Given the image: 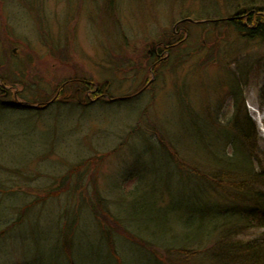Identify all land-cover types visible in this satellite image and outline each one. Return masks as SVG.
<instances>
[{
    "label": "rangeland",
    "instance_id": "1",
    "mask_svg": "<svg viewBox=\"0 0 264 264\" xmlns=\"http://www.w3.org/2000/svg\"><path fill=\"white\" fill-rule=\"evenodd\" d=\"M253 1L264 8V0ZM213 2L220 19L231 17L223 0ZM199 5L0 0V75L8 93L7 104L0 103V190L6 194L0 196V231L27 209L0 238V264H208L190 254L206 251L195 244L201 236L196 186L178 176L168 152L188 170L213 172L219 156L233 164L232 141H241L247 155L230 128L245 111L264 154V44L240 37L226 23L175 28L186 17L213 15L210 6ZM174 31L183 39L179 49L150 75L148 51ZM150 79L149 91L136 99L103 102L133 95ZM70 80L94 84L105 98L89 104L85 99L95 88L61 89ZM59 91L57 104L46 110L12 107L47 103ZM261 153L249 166L254 172ZM190 205L192 217L185 210ZM114 227L153 245L159 258ZM248 235L264 238V229ZM181 247L179 257L167 254Z\"/></svg>",
    "mask_w": 264,
    "mask_h": 264
},
{
    "label": "trees",
    "instance_id": "2",
    "mask_svg": "<svg viewBox=\"0 0 264 264\" xmlns=\"http://www.w3.org/2000/svg\"><path fill=\"white\" fill-rule=\"evenodd\" d=\"M213 1L214 0H200L199 7H202L201 9L205 6H210L212 8L216 5ZM223 1L226 4V8L231 10V14L229 15L231 17L226 21L225 19L219 18V13L215 8H212L213 15L210 17H196L193 20L206 21V24L214 25L226 23V27L229 25V27L233 28L240 37L247 40H259L264 44V8L261 7L258 2L253 0ZM182 40L176 38V35L174 34L171 38H168L167 41L162 40L159 45L156 44L157 46L155 45L152 47L148 51V55L154 57L155 47L157 49H155L156 53L160 55L163 54L164 50H167V52L171 54L175 49H179V44H181L180 42ZM165 47L167 49H165ZM0 72H3L1 61ZM4 86L5 83L3 77L0 75V90H2ZM68 86L69 88L82 87L75 82H72ZM87 89V87H84L82 92L86 93ZM0 94L1 97L2 91ZM61 102L67 103L68 101ZM43 106L44 105H41L39 107ZM43 109L44 108H38L36 110L37 112H40ZM203 125L208 132H211L209 126L207 127L204 123ZM231 125L232 127L230 128H233V130L236 131L235 133L238 134L247 148L246 155L244 154V151L241 152V148L239 147L242 142H237L236 140V145L235 142L232 141L233 153L231 160L234 161V163L231 165L227 163L224 156H219L215 159L216 170L213 172L207 173L194 168L188 170L177 161V158L174 155L176 152L174 150V152H168L169 157L173 161L172 163L175 165V169L178 170V176L180 178L190 177L191 181H194L193 186H196L197 193L193 192L196 212L199 213L196 230H198L201 236L199 242L195 244H198L197 248L200 250H202V247H205L206 251L204 252L205 255H203L201 251H198V253L190 252V254L193 258L196 256H201L203 258L204 256L208 261V264H264V238H248L249 231L264 229V193L261 191V189H264V154L257 149L259 141L257 132L254 123L247 116L245 111L243 112L241 120L235 118ZM224 137L225 136L222 135L221 140ZM159 139L158 141H160ZM233 144H235L236 147H234ZM209 149L212 150V147ZM234 150H236L237 155H235ZM257 152L262 154L263 161L258 158L260 160L259 163L257 166L254 164L257 172H254L255 170L251 169L249 166L252 164L251 161ZM248 158L250 159L248 160ZM242 170L246 171L244 175L246 179L251 178V184H246V181L243 179L244 177L241 176ZM1 195L4 196L6 194L1 193L0 196ZM171 200H180V198H171L170 201ZM97 203H100L101 206L104 207L100 198L97 200ZM95 204L93 205L94 207ZM174 206L173 203H169L166 206V209L168 212H173L175 209ZM186 209L189 210L188 216L192 217L193 210L191 209V205L187 206L185 210ZM26 212L27 209L22 208L19 215V221L2 229L0 231V238L4 236L7 230L14 228V225L20 223L25 218ZM93 214L95 215V211ZM116 228L115 231L119 233L120 236L129 240V242L142 246L155 260L159 258V252L155 250L153 245L142 243L137 237L132 236V234L126 231V229L116 230ZM103 236L107 244L112 246V236L110 237V233L104 232ZM66 253V257H68L69 262L72 263L70 259V251ZM169 253L179 257L180 253L183 254L185 252L184 248L181 247L180 249L171 248L167 250V254ZM167 257L169 258V255H167ZM156 261L155 262L159 264V261Z\"/></svg>",
    "mask_w": 264,
    "mask_h": 264
},
{
    "label": "flooded vegetation",
    "instance_id": "3",
    "mask_svg": "<svg viewBox=\"0 0 264 264\" xmlns=\"http://www.w3.org/2000/svg\"><path fill=\"white\" fill-rule=\"evenodd\" d=\"M155 52V54H154V59L155 60H157V61H159V62H161L163 59H162V57H161V55L160 54H158V53H156V51H154ZM156 62V61H155ZM151 84H152V82L150 83V81H146L145 82V84H144V86L140 89V91L139 92H146V91H148V89H149V87L151 86ZM96 91H91L90 93H91V95L92 96H96L95 98L97 99V98H99L100 96L97 94V93H95ZM138 92V93H139ZM139 94H141V93H139Z\"/></svg>",
    "mask_w": 264,
    "mask_h": 264
},
{
    "label": "water",
    "instance_id": "4",
    "mask_svg": "<svg viewBox=\"0 0 264 264\" xmlns=\"http://www.w3.org/2000/svg\"><path fill=\"white\" fill-rule=\"evenodd\" d=\"M31 108H35V107H31Z\"/></svg>",
    "mask_w": 264,
    "mask_h": 264
}]
</instances>
